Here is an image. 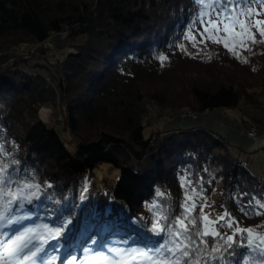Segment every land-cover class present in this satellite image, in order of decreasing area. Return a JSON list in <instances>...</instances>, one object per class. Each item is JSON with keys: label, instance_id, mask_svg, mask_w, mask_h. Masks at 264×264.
<instances>
[{"label": "trees", "instance_id": "1", "mask_svg": "<svg viewBox=\"0 0 264 264\" xmlns=\"http://www.w3.org/2000/svg\"><path fill=\"white\" fill-rule=\"evenodd\" d=\"M222 2L227 6L230 0ZM233 2L238 10L261 4ZM220 3L216 0L213 17ZM202 31L196 0H0V163L13 179L34 175L41 183V195L34 198L38 220L61 227V240L71 235L70 249L80 250L81 258L89 255L85 247H158L164 237L153 235L150 226L161 207L172 223L181 216L195 238L218 186L230 213L216 222L219 231L264 227V208L256 204L264 202V176L251 172L227 137L203 126L144 134L151 118L164 114L186 112L182 117L196 119L243 102L264 109V41L237 49V59L223 44L201 42ZM188 33L195 44L185 39ZM56 35L66 36L57 42L67 40L72 51L50 61L45 44ZM24 46H36L35 52L22 57ZM160 53L168 59L161 62ZM34 59L48 62L34 65L48 74L21 68ZM196 66L198 71L192 70ZM47 104L65 108V127L79 138L75 149L41 118ZM103 165L120 170L115 184L98 177ZM24 209L16 203L9 214ZM64 219L67 223H60ZM239 238L224 264L260 258ZM204 239L208 243L199 247L209 251L210 245L224 244ZM52 241H46L49 249Z\"/></svg>", "mask_w": 264, "mask_h": 264}, {"label": "snow or ice", "instance_id": "2", "mask_svg": "<svg viewBox=\"0 0 264 264\" xmlns=\"http://www.w3.org/2000/svg\"><path fill=\"white\" fill-rule=\"evenodd\" d=\"M200 6V23L203 25L201 32V42L209 40L223 46L237 59H241L240 52L237 49H246L250 44H256L264 41V13L259 8L264 7V0L257 9L249 6H238L230 0L226 6L222 0L220 10L216 11L215 17L212 10L216 6V0H196ZM207 16L208 19L204 20ZM253 17L255 19L253 20ZM259 33V40L256 33ZM195 44L196 37L190 33L185 35ZM182 50L184 45H178ZM159 60L163 62L168 59L166 55L160 53ZM18 161H12L17 164ZM7 167L0 163V219L7 220V213L12 210L16 203L23 204L33 198H39L41 195V183L37 181L34 175H25L23 178L13 179L7 175ZM182 184L185 182L181 178ZM15 184V187H13ZM51 182L45 181L44 185L50 187ZM158 196L163 193L158 192ZM251 203V201H249ZM259 208H264V202L257 200ZM203 211V208H201ZM241 211H244L242 208ZM245 214H247L245 212ZM259 214V211L257 212ZM27 215V213L25 214ZM230 217L226 210L223 215L218 217L224 220ZM12 217L9 223L16 220ZM234 218L227 221L228 228H233ZM60 223L66 224L67 220H61ZM191 223H195L192 220ZM216 221L211 220L207 215L202 216L203 231H197L194 238L188 229L187 223L181 216H176L174 223L169 221V217L163 213L162 207L154 211V218L151 222L150 231L153 235L163 236L164 240L155 248L133 247L126 250L107 248V251L113 255H107L104 251H92L85 247L84 252L88 253L82 257L79 264H224L227 256L233 253L229 250L237 243L236 236L239 234V244L252 251H258L260 258L251 260L249 256H243L246 264H264V234L254 231L252 228L235 227L231 234H225L213 227ZM37 227H23L8 239L3 247H0V264H35L37 253L41 250V244L47 240L60 237L63 234L61 227H50L47 224ZM205 237L224 240L221 246H211L210 251L199 247L201 244L208 243ZM33 240H38L35 246H30ZM195 245V247H194ZM210 257V261H204L203 257ZM67 264H75V258L68 256Z\"/></svg>", "mask_w": 264, "mask_h": 264}, {"label": "rangeland", "instance_id": "3", "mask_svg": "<svg viewBox=\"0 0 264 264\" xmlns=\"http://www.w3.org/2000/svg\"><path fill=\"white\" fill-rule=\"evenodd\" d=\"M260 11L264 13V8H261ZM254 19L255 17L253 18V20ZM58 38L62 39L66 38V36L56 35L54 36V41L50 40L47 44H45L46 47L51 48V51H49L48 53L49 56L47 57V59H50V61H55V58L57 56L59 57V52L65 54L72 51V48L69 47L70 42H68L67 40L57 42ZM35 47L36 46H24L20 48L19 51L21 52L22 57H27L28 50H31V52H35ZM43 62L48 64L47 61H44L42 59H34L30 61L24 60L22 63L25 65L20 67L31 72L38 71L43 72L44 74H48V71L45 67L40 68L34 66L37 63ZM30 66H33L34 68H29ZM196 67H194L192 70L198 71V67ZM225 74L228 73L226 72ZM196 76V74L191 75V80L195 81ZM40 114L41 118L48 127H56L66 146L70 150L75 149L79 142V138L76 135L72 134L65 127V108H63V106L55 107L52 104H47L41 109ZM164 116L165 117L158 120H156L155 118H151L152 125H146L144 131L145 137H149L152 131L157 128H159L160 131H168L174 128H192L195 126L210 128L217 133L223 134L230 140V143L233 146V153L240 155L242 161L249 167L252 173L264 176V109H255L253 105L243 102L238 108H217L212 111L199 113L197 114L196 119L189 116L184 118L178 114H164ZM255 122L257 123V126H259V131L256 136H252L248 133V131L250 129V125H253ZM97 175L98 177L107 176L111 178L113 183L115 184L120 177V170L110 169L109 165H103L100 169L97 170ZM23 203L26 209H36V201L34 199H32L31 202L26 200ZM223 213L224 207L221 198V188L220 186H218L209 196V200L204 207L203 215H207L211 220L217 222L219 220L218 217L220 215H223ZM29 214H31L30 211ZM33 223H35V221ZM213 227H217L216 224L213 225ZM253 230L264 234V227L253 228ZM4 241L5 240H3V242ZM66 243L68 245V242L66 241L61 249L57 248L56 250L55 248V250H53L51 253L46 251L45 243H43L41 244L40 254H42L43 256L44 254H48L47 257L45 256L46 261L49 256L53 257L52 262L55 264H66L68 256H71V254L68 252ZM55 244L56 247H59L62 245V242L58 238L56 239ZM0 247H3V245H1ZM110 248L118 250L129 249V247H123L120 245L110 246ZM105 250V253L107 255H113V253L108 252L107 249ZM47 263L50 264V261H47Z\"/></svg>", "mask_w": 264, "mask_h": 264}, {"label": "built area", "instance_id": "4", "mask_svg": "<svg viewBox=\"0 0 264 264\" xmlns=\"http://www.w3.org/2000/svg\"><path fill=\"white\" fill-rule=\"evenodd\" d=\"M187 115H188V113L182 112V116H187ZM248 133L251 134L252 136H256L258 134V127H257V125L252 126L249 129Z\"/></svg>", "mask_w": 264, "mask_h": 264}]
</instances>
